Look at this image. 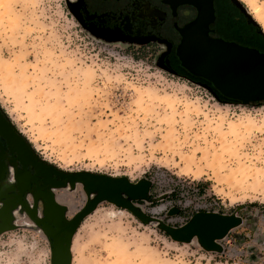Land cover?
<instances>
[{"label":"rangeland","instance_id":"1","mask_svg":"<svg viewBox=\"0 0 264 264\" xmlns=\"http://www.w3.org/2000/svg\"><path fill=\"white\" fill-rule=\"evenodd\" d=\"M233 1L264 37V0ZM161 49L94 36L67 0H0V107L15 128L62 171L149 182L133 200L143 219L107 201L82 216L71 263L264 264V102L217 100L161 66ZM58 196L86 208L80 185ZM206 213L233 223L182 235ZM0 264H51L48 239L1 232Z\"/></svg>","mask_w":264,"mask_h":264},{"label":"flooded vegetation","instance_id":"2","mask_svg":"<svg viewBox=\"0 0 264 264\" xmlns=\"http://www.w3.org/2000/svg\"><path fill=\"white\" fill-rule=\"evenodd\" d=\"M67 2L79 24L94 36L125 45L145 40L152 42L154 39L162 47L158 55L161 66L179 73L188 72L176 54V46L180 41L179 28L197 14L194 5L183 3L172 6L166 0ZM212 3L214 19L209 24V35L257 49L239 37L223 33L224 27L217 16L219 10H224L223 1L212 0ZM242 15L245 19L244 13ZM201 82L209 83L206 79ZM209 85L219 97H225L211 83ZM5 122L11 123L0 107V233L21 224L35 227L44 233L51 251L55 239L65 244L80 214L79 208L69 213L70 210L59 202L58 197L61 196L58 195L81 184L72 181L71 175L76 173L62 171L35 152L12 123L7 131ZM50 200L55 201L56 208L49 209ZM186 233L183 230L182 235Z\"/></svg>","mask_w":264,"mask_h":264},{"label":"water","instance_id":"3","mask_svg":"<svg viewBox=\"0 0 264 264\" xmlns=\"http://www.w3.org/2000/svg\"><path fill=\"white\" fill-rule=\"evenodd\" d=\"M166 1L171 2L172 6L186 3L199 7H197L196 16L179 28L181 39L176 47V54L181 64L193 75L211 82L226 98L240 101L242 104L261 100L264 102V54L255 48L209 35V24L214 19L212 0ZM199 84L212 91L214 97L219 100L211 87L203 83ZM224 102L228 101L224 100ZM9 124L11 123H4V128L7 131H9ZM71 178L72 181L82 184V190L87 198L90 196L92 198H89V201L85 203L86 208H83L77 216L65 244L56 239L53 242L51 264H72V235L82 216L93 211L101 202L107 201L127 209L143 219L141 213L134 206L133 200L146 198L149 189L148 181L131 182L125 177L90 172H77L71 175ZM92 194L94 195L92 196ZM54 208H56L55 201L50 200L49 209ZM33 219L35 222H39L38 219ZM232 223L230 216L214 213L201 214L195 216L188 223L186 234H189L188 237L197 234L204 239L208 235V231L214 232L217 229L218 232L224 233ZM194 224L197 229L193 227ZM172 234L179 235L174 231Z\"/></svg>","mask_w":264,"mask_h":264},{"label":"trees","instance_id":"4","mask_svg":"<svg viewBox=\"0 0 264 264\" xmlns=\"http://www.w3.org/2000/svg\"><path fill=\"white\" fill-rule=\"evenodd\" d=\"M222 1L224 4V10L223 9L219 10L217 12V16L219 18V22H220L221 26L224 27L223 33L227 36L239 37V39L243 40L245 43L256 46L257 49L261 53H263L264 52V37L261 34V32L258 30V26H256V24H254L253 22L249 23V21H247L246 19H243V20L241 19L242 18L241 13H243V12H241L239 10L238 6L236 5V3L233 0H230L231 3L228 0H222ZM235 6L238 8V10L241 13L239 11H237V8ZM236 20H241L242 22H238ZM245 27H250V28H245ZM180 39H181V35H180ZM177 45H178V43H177ZM167 70L172 72L173 74H175L177 76L184 77V78L190 80L191 82L203 83V84H206L207 86L211 87V85H209V83H211V82H209L208 84L205 82H201V80H204V79H202L200 76H197V77H195L196 75L193 76V74L191 72H189L188 70H187L188 72L182 71L180 73L177 72L176 70H169V69H167ZM219 100L224 102V99L221 100L220 97H219ZM225 101H228L229 103L230 102L234 103L237 100L229 99V100H225ZM262 104H263L262 100L252 102V105H262Z\"/></svg>","mask_w":264,"mask_h":264},{"label":"bare ground","instance_id":"5","mask_svg":"<svg viewBox=\"0 0 264 264\" xmlns=\"http://www.w3.org/2000/svg\"><path fill=\"white\" fill-rule=\"evenodd\" d=\"M204 1V0H203ZM171 3V2H170ZM198 4V3H197ZM195 6V5H194ZM196 7V9H197V12H198V5H196L195 6ZM198 7V8H197ZM81 184V183H80ZM82 185V184H81ZM81 187V190H82V186H80ZM83 191V190H82ZM85 194V193H84ZM86 195V194H85ZM94 194H92V196H93ZM91 197V196H90ZM90 197H88L87 198V202L89 201V198ZM92 198V197H91ZM195 229H197V226H195V224H194V226H193ZM201 233V232H200ZM206 234H207V232H206ZM213 234H214V232H212V231H208V235L204 238V240L206 241V240H209V239H211V237L213 236ZM72 244H73V238H72V242H71V250H72ZM108 252H110V251H108ZM110 254V253H109ZM141 258V260L143 261V262H145V259H144V257L143 256H141L140 257Z\"/></svg>","mask_w":264,"mask_h":264}]
</instances>
